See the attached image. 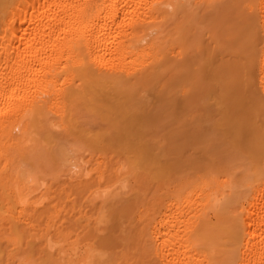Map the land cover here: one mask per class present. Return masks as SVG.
Instances as JSON below:
<instances>
[{"label": "bare ground", "instance_id": "1", "mask_svg": "<svg viewBox=\"0 0 264 264\" xmlns=\"http://www.w3.org/2000/svg\"><path fill=\"white\" fill-rule=\"evenodd\" d=\"M222 52L233 58L224 62ZM149 88L166 114L179 104L192 127L205 126L210 145L234 124L230 108L243 103L250 118H234L251 125V148L244 144L239 154L230 145L208 168L210 179L165 184L143 207L120 202L130 230L119 234L123 249L110 264H264V0H0V250L3 242L21 249L37 239L59 264H92L103 255L94 243L110 234L93 223L119 200L121 191L106 187L118 178L102 156L89 167L69 141L90 140L86 134L100 128L103 93L144 119L156 107L144 94ZM24 145L39 169L58 154L66 200L47 198L43 183L17 165ZM85 188L101 197L95 220L90 207L77 208ZM61 203L69 211L59 222ZM66 223L87 239L73 251L52 243L56 235L67 239Z\"/></svg>", "mask_w": 264, "mask_h": 264}, {"label": "rangeland", "instance_id": "2", "mask_svg": "<svg viewBox=\"0 0 264 264\" xmlns=\"http://www.w3.org/2000/svg\"><path fill=\"white\" fill-rule=\"evenodd\" d=\"M189 56L190 55L187 54L188 58ZM220 56H222L220 57V59H224V62H229V60L233 58V55L228 52H222ZM219 68L224 71V67L219 66ZM223 74L225 73L221 72V75ZM223 76L225 77L226 75ZM230 76L231 75L225 78H222L220 76L221 83L228 84V86L230 83L232 84L234 81L232 82L233 79ZM216 79L217 77L214 76L209 78L211 82H215ZM206 82L208 83V81ZM239 92L240 91H238V93ZM144 94L148 95L149 99L152 101V105L156 106L149 111V114L144 119H140L139 117L135 118L127 111L125 112L124 109H121V107H117L120 105L109 93L101 94V96L98 97V104H100V108L102 107V109H100L101 111H99L100 113L98 112V116L96 117L98 121L97 123L98 125H100V128H94L92 132L86 134V137L90 138V140H87L85 142L82 140L69 141V144L73 147L72 153L75 156L81 155L82 159L87 161V165L89 167L96 166L95 158L99 156L104 157L110 171L112 172V175H114L113 179L114 177L118 178V180H116L113 184L106 187H109V189L111 188L114 191H121L118 196L119 200L116 199L117 201L115 202L114 199H112L111 201H113L114 203L109 200L111 202V204H109L110 206L108 205L109 202L106 204L108 206L106 207V210L108 208V211H105L107 214L105 215L103 220H101L99 223H93V225H96L97 227L99 226V228L101 227V230L97 227H94L95 230L97 229L98 233L101 234V231L104 233L103 235L109 233L110 235H108L110 237L105 235L103 237L105 238L107 236L105 240L100 241L101 239H103L101 237L102 234L99 235L97 233L100 236L98 237V239H100L99 241H95L93 252H96V256L97 252H99L98 254L103 255H98V258L99 256H101L99 260L98 258L96 260L95 257L92 258V264H94L95 262V264H102L103 262L104 264H110L116 257L120 255L119 250L121 248V240L119 238L122 237H120L119 234L123 236L127 230H130V226L128 224L129 217L121 215L119 216L121 211L120 207L118 206H120L122 202L124 204L128 202H140L141 207H143L145 205L144 202L148 198H151L160 191L164 190L165 184H175L180 179H188L191 181L208 179L210 175V173H208V168L212 166L213 161L222 159L225 153H227L226 148L229 149L230 145L233 146V149L236 146V149L242 148L244 150L247 149L245 148L246 145L247 147L251 148V143L250 145L248 143L251 141L246 140L249 136L252 135L251 125H248L246 121H244V123H246L245 125L242 122L243 118L245 119L246 116L248 118L250 117L246 112H244L243 109H246V107H244L245 105L243 103V106L238 104V107H242V110L240 107V109H237V106L235 107V110L237 109L238 111L233 110L234 108L232 109V107L234 106L230 108V112H233L231 114L235 118L237 117L235 115L236 112H239L241 114L240 115L239 113H236L240 115L241 118L243 116L241 120V126L239 124L237 125L235 118L232 117V119H234L235 121L232 120L234 124H231L235 126L232 127L233 125H224L226 127L222 128V133L225 129L226 131L220 135V139L223 138V145L218 146L220 145V139L215 140V142L210 145L209 140H206L204 138L206 127H192L190 125L191 119L193 118L192 114L186 110H183L179 104L176 107H172L170 112L166 114L167 110L165 109V106H162L160 104L159 99L156 100L154 89H146L144 90ZM239 94L238 96H240ZM238 96L236 95V97ZM239 117H237V119ZM241 118H239V121ZM242 125H244L245 127H243ZM231 127L232 130H229L228 128ZM237 129L240 130V138L238 137L237 133H239V130ZM227 131H229V133L231 132V134H229ZM235 134L236 138L238 137V139L235 138L237 145H234V140L232 142V139H229V137L231 138V136L235 137ZM246 134L248 135V137ZM222 135L223 137H221ZM229 141H231V144ZM246 141L248 144L246 143ZM89 142H91L90 145L94 149L90 145H88ZM244 144L246 145L244 146ZM31 147L32 146L29 145L23 146L24 157H18L16 159L17 165L19 163L24 164L21 167H27L29 173L33 175L34 178H36V183H43L42 189L45 191L47 198L52 200L55 197V200L53 202H62L66 200V194L71 191L70 189L60 190L61 185L67 184L62 182V179L66 177V174H64L65 166H63V164L59 160L58 154L57 157H55V160L52 157L50 165H44L39 169V167L33 163L34 151H31ZM222 148L224 150L223 153H221L223 151ZM163 149L165 150V152H163ZM237 150L239 154L240 151H243L241 149ZM159 151H161V154L158 153ZM28 161L30 162V164L27 165V163H29ZM118 167H120L119 171L114 173V170ZM128 177H132L131 180L133 181L127 179ZM136 178H139L140 183H135ZM128 180L130 183L128 182ZM161 185L162 189L157 190V188H159ZM86 189L87 188L83 190V194H81V196L80 194L78 195L77 203L80 206L77 205V208H83L84 206H86L87 208L90 207L91 210H88L86 207L84 208L89 211V214L91 215L93 220H95V217L100 209H98L96 212V204L94 205V203H97V201H99L101 197L99 196L98 192H93V194H90V196H88L89 194ZM90 190L91 189L89 188V193ZM63 204L64 203H61L60 206L61 219L59 220V222L63 221L64 218L66 219L67 211H69V209L64 207ZM110 227H113L112 230H109L111 229ZM64 228L65 232L69 234L67 239L59 240L60 236L57 235L52 237L54 238L52 243L57 249L65 247L68 251H73V247L75 245H80V247H82L83 243L87 241V239L83 237V232L78 235L76 234L80 228L76 231L72 229L71 226L68 227V223L64 225ZM91 229L92 231H94H91V233H93L95 237L94 233L96 232L95 230H93V226H91ZM122 229H125L126 231L123 232L124 230ZM90 238L92 237L90 236ZM1 245L3 247V250H0V264H22L20 263L19 258L23 255L24 257L25 255L27 256L28 264H59L60 260H62L59 259L58 255H51V252L42 249V246L39 244L37 239L23 245L21 249H17L18 246L7 244L6 242H3V244Z\"/></svg>", "mask_w": 264, "mask_h": 264}]
</instances>
